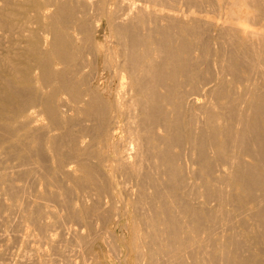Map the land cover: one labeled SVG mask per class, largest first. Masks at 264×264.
I'll return each mask as SVG.
<instances>
[{"label":"bare ground","instance_id":"6f19581e","mask_svg":"<svg viewBox=\"0 0 264 264\" xmlns=\"http://www.w3.org/2000/svg\"><path fill=\"white\" fill-rule=\"evenodd\" d=\"M241 3L252 12H242ZM100 21L112 39L103 36L105 45L94 38ZM46 33L50 43L41 36ZM29 61L70 93L85 120L94 121L95 137L109 141L97 139L108 148L103 144L97 155L90 149L95 156L68 152L73 159L81 155L79 164L74 160L83 172L79 179L93 182L85 192L98 181V169L133 184V199L126 190L138 264H253L254 248L264 251V0H0V103L21 100L31 90L29 77L17 74L30 69ZM105 73L117 80L115 92L100 82ZM48 97L44 109L53 118L56 97ZM18 130L0 122L2 136ZM107 194L110 199L113 193ZM78 215L71 214L77 227L66 231L71 244L67 255L61 252L65 264L83 257L96 226ZM47 236L41 242H50ZM214 236L218 240L211 241ZM91 247L88 253L96 250ZM34 254L24 252L18 260L35 264Z\"/></svg>","mask_w":264,"mask_h":264},{"label":"rangeland","instance_id":"374dc122","mask_svg":"<svg viewBox=\"0 0 264 264\" xmlns=\"http://www.w3.org/2000/svg\"><path fill=\"white\" fill-rule=\"evenodd\" d=\"M239 5H242V3ZM208 7H210L209 10L212 9L211 4ZM246 7L247 6H245L244 4V6L242 5L240 7L242 9L240 8L239 9L241 11L242 10L246 11L247 9L246 12L251 13L252 12L251 9H248ZM239 17L241 18L242 16L239 15ZM241 20H244V18ZM93 23L95 24V21ZM108 30L109 29L104 24V21H100L98 31L95 33L94 38L97 41L103 42L101 44L105 45L106 43L109 42V40L105 39L104 37L112 40L109 37L110 33ZM41 36L45 37L47 42L50 43L51 39H50L49 34L46 33V34H42ZM104 41H106L105 44H104ZM47 42L45 44L48 47L46 45L45 47L47 48V50H50L49 44ZM103 45H100V46L102 47ZM36 55L39 56L38 58L44 57L42 54L41 56L40 54H34V57H37ZM31 60L33 61V59H30V61ZM31 62L29 64L30 65L29 67L31 70L29 69L28 71L34 72L33 69H35L34 73L30 72L31 73L30 75L28 71H27L28 73L25 72V69H23L24 67L20 68L21 74L20 72L17 73L19 76L21 75L20 77L22 78V80L26 79V77L32 78V79H29V78L27 79L28 83L31 85L29 87L30 88L32 87L31 90H27V91L24 90L26 92L23 91L24 92L23 94L25 93L27 94L24 95L21 100H11L10 102H8L7 105H5L4 103H0V117H2L0 122H3V120H6V122H8L10 126L12 124L19 129L18 133L16 134L12 133L13 135L11 136L9 135L2 136V134L0 135V158L2 159L1 160L2 163H0V175H2V178L4 177L2 181L0 180V187H1L0 188V226H1L0 228L1 229L3 228L2 230H0V264H25V263L19 262V260L21 261L20 259L22 257L21 255L24 252L26 253L31 252L34 254L37 251V249H38V252L34 254L35 260L37 259L35 264H38V263L44 264V262L46 264H65L64 263L65 258L63 256L67 255L66 252H68V250L66 251L67 249L66 246H68V243L69 245L71 244L70 236L68 235L66 231L69 232L68 229H72L73 224L75 225L79 220V219H76L77 220L76 222L75 219L71 218V214H74L75 216L77 215L79 217L78 215L79 213L83 216L82 219L84 220V222L87 221V222L94 223V225L96 224V226H94V232L92 231L93 234L91 235V239H90V236H88V240L90 239L91 241V242L88 241V244L90 243L89 245L93 247L92 243L95 242L93 250L94 249L96 250H94L93 253L89 251L90 253L89 255L88 250L90 248H89V245L86 244L87 246L85 248H87L86 249L87 252L85 249H84L85 251L84 250L82 251L88 253L89 258L91 257V259L88 261L87 260L88 257L86 258V256L88 255L86 253L84 254L82 253L83 260L85 258L84 262L87 261V264H93V263L95 264V262L97 264H136L137 258L135 257V252L132 248L133 218L131 214V212H133L131 201L133 199L132 195L134 193L132 194V192L131 193L129 192L130 191L129 189L133 186V184L124 180L125 183L128 184V185L127 184L125 185L124 181H122L123 178L119 174L113 173L111 169H107V168L103 169L104 171L100 169L104 173L99 172L100 170L98 169V172H97L98 181L96 179V181H94V184L95 182L96 184L95 185L93 184V186L91 185V187L93 188L89 186L93 182L84 183L83 176L81 177L82 179H79L81 174L83 175V172L82 171L80 172V170H78L79 165L77 167L76 164L78 163L77 161L81 158V155L80 154L78 155L79 152H77L78 156L76 155V159H73L75 155L72 156L73 158L70 157V155H72V153L74 154L75 151H81L80 153L83 154V151L90 152V149H93L95 151L98 149L100 150V148L101 147L103 148L104 146L108 148L107 144L109 141L104 140L103 138H98L99 136L97 135H96L97 137H95V133L98 134L96 132L97 130L94 131L93 129H91V126H93L95 129L94 121H93L94 123L93 124L91 121L88 122V120H85V115H86L85 111L78 110L76 108V105L72 101L69 100L70 93L65 88L59 86V84L53 78L50 79V73L48 71H44L40 68L35 67V62H34V65L31 64ZM31 65H33L35 68ZM60 67H62L61 64L56 66V69H59ZM22 76L23 77L25 76V78H23ZM110 78H111V75L109 74L106 75L105 73L104 77L101 79L102 81L100 80V82L103 84V86L106 85L104 89L108 87L107 92H115L116 90L114 89H117L116 88L117 80L112 79V78L110 79ZM30 80H32L31 83H30ZM109 82H113V83L109 85ZM17 84H18V89L20 88L23 89L25 87L21 85L22 83L21 84L17 83ZM50 93H54V97H56L53 100L54 103L52 102V104L54 107V111L57 113L54 112L55 117L53 118L50 116V113L46 112V110L44 109L45 101H47L50 105V97H48L50 96ZM58 99L61 100L59 101L60 104H58L59 103L57 101ZM62 100L64 101V103ZM31 110H33L34 112ZM26 115H28L27 117L31 116L33 118L29 119L26 117ZM31 120L32 122H30ZM18 123L21 124L22 126H19ZM91 123L93 125H91ZM23 124H25L26 127H24ZM26 131L28 132L30 131L29 133L31 136H28L29 133L27 134ZM21 134L23 136H21ZM97 139L106 141L105 143L107 144L105 145V143L103 142L104 144L103 146L102 142L101 143L99 142L100 143L99 144ZM88 145H90V147ZM97 145L98 146L101 145V146L98 148ZM93 150H91L92 152H90L92 155L94 152ZM106 150L108 151V149ZM70 151H72V153ZM98 151H95L94 153L96 152L98 153ZM107 151L104 152L105 156L107 155ZM68 152H70L71 154L69 155ZM93 156H95V154ZM23 162L24 164L26 163V165H23L22 164ZM63 164H64V168L61 167V165ZM19 165H22V166H19ZM65 167L68 169L70 168L69 169L70 171H68V169H66ZM59 168H61V170H66V172L68 171V173L69 174L71 173L72 175L70 174L71 175L70 176L69 174H65L66 173L65 171H64L65 173H63ZM21 171H24V173ZM108 171L111 173V175L113 174V176H111ZM1 173H3L5 176ZM78 179L83 180V184H82V181H79ZM121 182L123 184H121V188H120V185L118 184ZM85 184L86 185L89 184L88 187L86 186L88 188L87 193L85 192L87 191V189L85 190ZM101 185L106 186V188L104 187L106 190L102 186L104 190L103 193H101L102 191H100ZM5 186L9 188V190ZM98 186L100 188H98ZM10 187L13 188L11 191L14 194L10 193L11 192ZM22 187L23 189H20ZM83 189H84V192H82ZM89 189H91V191ZM94 189H95V192L97 189L98 190L97 192L98 193L100 192L99 193L100 195H97L98 193L96 192V196H95ZM108 189L110 190V194L113 193L111 194V197H109L110 194H109ZM124 189L126 192H124V195H123ZM126 189L131 195L128 194ZM6 191L8 192L10 191V192L8 193ZM105 191L107 192L105 193ZM91 192L93 194L92 198L90 196ZM107 193L109 194L108 197L110 199L104 198V196L107 197L106 196ZM128 195L130 196V198L132 196V199L130 201H129ZM100 196L103 197V199H100L101 198ZM96 197L97 198L100 197L99 200L96 199ZM111 198L114 200L112 201ZM125 198L126 200L128 199L127 202ZM96 202L97 204H95ZM110 202H112L111 206H110ZM67 204L68 205L70 204L68 207L70 211H73L72 210L73 207L74 209H76V211L75 212L73 211L74 213L72 212L69 213L70 211H68L67 209V206H68ZM84 204L86 206L85 207L86 209H84ZM106 204L108 207L106 206ZM72 205L73 207H71L72 208L71 209L70 206ZM16 206L18 207L17 211H15ZM112 206L116 208L117 210H115ZM124 211L125 213H123ZM114 212L117 214L119 213L120 217L117 214L114 215L115 214ZM126 212L128 215H125ZM96 214L97 215L99 214L101 216L97 217ZM102 214L103 215L106 214L107 216L105 215L106 216L105 217ZM112 214L115 217H113ZM116 217L118 220L116 219ZM24 218H27V219H24ZM126 221H129V222H126ZM52 222L54 223L52 224ZM103 223L105 224V227L102 226V228L104 227L107 231H105L104 228L103 229L101 228L103 231L98 230L101 227L99 225H102ZM128 224L130 225V227ZM67 226L69 227L67 228ZM76 227H77V224H76ZM97 232H100V234L101 232H103L104 235L106 234L105 235L106 238L103 235V233L102 235H100L101 236L100 237L98 235L99 233ZM94 234L96 237L99 236V238H94L93 236ZM42 235L44 237L47 235H48L47 237L51 236L50 242H44V243L41 242L43 241V239H45ZM26 238L28 240H26ZM217 238H218L217 236H214V237H211L210 239L211 241H216L218 240ZM52 239L55 241L57 240V241L56 242L54 241L55 242L54 243ZM65 240H66V243H65ZM94 240H96L97 242ZM77 242H78V238L75 236V239L73 241L74 245L77 244ZM39 244L41 245V247L38 246ZM52 244L56 247H54ZM58 244L59 246H57ZM96 244H99V245H96ZM60 246L63 248H61ZM45 248H46L45 252L41 251V250H45ZM19 250L20 251L22 250V252H20ZM62 250H64L63 253L65 255L61 254ZM32 251H35V252H32ZM45 253L48 256V259H46L47 256ZM59 254H61L62 257ZM93 254L94 256H92ZM38 255L40 256L41 259L38 257ZM252 255L253 256H251V261L253 264H256L259 262L257 260L260 259V257L261 259L264 257V251H262L260 247H255L254 251L252 252ZM93 257H96V259H94ZM61 259H62V262H61ZM81 259L79 260L73 259V262L77 260L78 261L77 263L80 264L79 262L83 261ZM92 259L95 260V262L92 261V263H90Z\"/></svg>","mask_w":264,"mask_h":264}]
</instances>
